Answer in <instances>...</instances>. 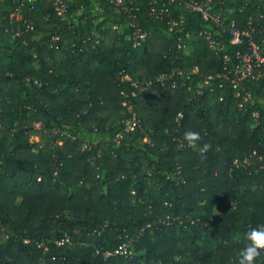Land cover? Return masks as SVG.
Here are the masks:
<instances>
[{"label": "trees", "instance_id": "16d2710c", "mask_svg": "<svg viewBox=\"0 0 264 264\" xmlns=\"http://www.w3.org/2000/svg\"><path fill=\"white\" fill-rule=\"evenodd\" d=\"M65 1L60 16L57 0H0V264H238L264 224V77L244 83L254 103L240 108L232 84L218 85L225 61L199 35L206 24L184 5L170 29L149 0H122L131 13ZM263 5L214 0L240 28ZM222 38L232 64L238 45Z\"/></svg>", "mask_w": 264, "mask_h": 264}, {"label": "built area", "instance_id": "2783aa9c", "mask_svg": "<svg viewBox=\"0 0 264 264\" xmlns=\"http://www.w3.org/2000/svg\"><path fill=\"white\" fill-rule=\"evenodd\" d=\"M34 2L35 0H29ZM58 7L57 12L60 16H65L68 10V4L65 0H57ZM111 4L123 9L124 12H129L127 5L122 0H108ZM264 1V0H258ZM176 4L184 5L190 12L198 14L206 26L200 28L198 33L200 36L208 40L209 47L219 56H223L225 65L223 67L224 72L217 75L220 77L219 86L225 88L229 83L233 86L234 96L236 98H242L239 102V107L243 108L245 102H249L251 105L254 103V98L249 89H247L245 82L258 80L264 77V5L258 13V22L250 20L248 25L244 28H240L234 21H228L227 17L221 10L217 11L214 6V0H149L150 13L157 19L166 20L170 26V29L182 26L185 23V16L183 14L175 15L174 7ZM17 19L21 18V9L17 7L12 12V17ZM20 17V18H19ZM132 39L135 47L141 46L146 41V34L141 30L140 25L137 22L132 24ZM223 35H228L230 42L234 45H238V49L235 52L234 63L231 64V57L228 52H222L225 48L223 45ZM261 36V39L260 37ZM94 43H99L96 39ZM198 67H194L192 72H197ZM169 78L166 74H161L157 77V81L164 83ZM214 76H208L205 81L206 84H210V80ZM125 79L131 80V77L126 75ZM150 81L149 83H151ZM135 87L139 88L137 82L132 81ZM175 88L180 86H187L185 78L181 79V82L173 80L172 82ZM189 87V86H188ZM202 94V89L198 88L196 96ZM132 95L135 96L136 92L133 91ZM197 97V98H198ZM129 109H132L131 102L126 103ZM246 108V107H245ZM254 116H258V112H253ZM184 116L183 112H179L176 121L180 124V119ZM137 119L133 116L129 121L128 128L133 129ZM185 145L179 142L178 148L182 149ZM249 163L248 158L243 160L236 158L234 164L240 166ZM58 244H72V239L69 236L57 241ZM125 253L126 247L120 246L117 252Z\"/></svg>", "mask_w": 264, "mask_h": 264}, {"label": "clouds", "instance_id": "9594fccd", "mask_svg": "<svg viewBox=\"0 0 264 264\" xmlns=\"http://www.w3.org/2000/svg\"><path fill=\"white\" fill-rule=\"evenodd\" d=\"M185 139L193 144L199 134L194 131H186ZM210 148V144L205 143L201 147V152H206ZM249 241L246 247L242 248L238 254V264H255L256 258L260 256V250L264 249V224L250 228L246 233Z\"/></svg>", "mask_w": 264, "mask_h": 264}, {"label": "rangeland", "instance_id": "374dc122", "mask_svg": "<svg viewBox=\"0 0 264 264\" xmlns=\"http://www.w3.org/2000/svg\"><path fill=\"white\" fill-rule=\"evenodd\" d=\"M0 7H1V5H0ZM89 11H91L92 13H94V12H98L97 11V6L95 7V6H90V7H88L87 9H84L83 10V13H85V12H89ZM97 15H100L99 14V12L97 13ZM20 18V17H19ZM32 140H37V138L36 137H32Z\"/></svg>", "mask_w": 264, "mask_h": 264}]
</instances>
